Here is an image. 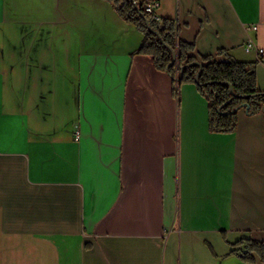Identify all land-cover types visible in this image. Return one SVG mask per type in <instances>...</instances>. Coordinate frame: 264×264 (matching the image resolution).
Masks as SVG:
<instances>
[{"label": "crops", "instance_id": "1", "mask_svg": "<svg viewBox=\"0 0 264 264\" xmlns=\"http://www.w3.org/2000/svg\"><path fill=\"white\" fill-rule=\"evenodd\" d=\"M156 14L199 58L255 62L264 91V0ZM142 40L108 0H0V264H264L247 252L264 242V111L212 131L207 98Z\"/></svg>", "mask_w": 264, "mask_h": 264}, {"label": "trees", "instance_id": "2", "mask_svg": "<svg viewBox=\"0 0 264 264\" xmlns=\"http://www.w3.org/2000/svg\"><path fill=\"white\" fill-rule=\"evenodd\" d=\"M119 14L134 23L143 33L137 52L151 54L158 69L168 71L176 83L194 82L209 102V126L212 131L229 133L236 129L238 112L264 111V91L258 88L256 63L232 57L215 60L212 55L200 58L192 52L194 43L178 37L176 21L156 19L144 8L148 0H108ZM219 50V53H223ZM250 251L264 259V242L247 241Z\"/></svg>", "mask_w": 264, "mask_h": 264}, {"label": "built area", "instance_id": "3", "mask_svg": "<svg viewBox=\"0 0 264 264\" xmlns=\"http://www.w3.org/2000/svg\"><path fill=\"white\" fill-rule=\"evenodd\" d=\"M159 6V0H148L144 6L145 10L151 14L154 15L156 19H160V17L156 14V8ZM255 29V27H253ZM245 49L246 50H255L258 52V54H263V49L258 47L256 42L253 38L249 37V39L245 43ZM79 136L77 134L76 139H78Z\"/></svg>", "mask_w": 264, "mask_h": 264}, {"label": "water", "instance_id": "4", "mask_svg": "<svg viewBox=\"0 0 264 264\" xmlns=\"http://www.w3.org/2000/svg\"><path fill=\"white\" fill-rule=\"evenodd\" d=\"M264 108V107H263Z\"/></svg>", "mask_w": 264, "mask_h": 264}]
</instances>
